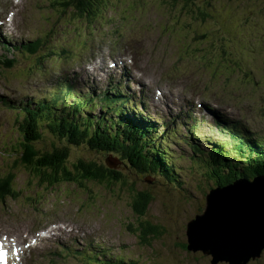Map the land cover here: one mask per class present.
Masks as SVG:
<instances>
[{
    "label": "rangeland",
    "instance_id": "obj_1",
    "mask_svg": "<svg viewBox=\"0 0 264 264\" xmlns=\"http://www.w3.org/2000/svg\"><path fill=\"white\" fill-rule=\"evenodd\" d=\"M49 1L19 0L13 3V0H0V20L4 21L0 25V42L9 45L8 49L0 47V54L15 58L12 67L0 65V127L6 122L12 135H18L19 142L20 133L14 127L17 110L5 107L6 101L17 105L31 98H49V85L60 76L72 78L77 90L96 94L105 89L111 80V75L104 80L101 74L106 68L107 57L123 55L131 60L127 68L117 67L107 71L119 77L122 96L130 97L137 103L140 92L148 91L152 96L155 87L162 91L163 86L166 88L158 103L147 102L145 114L155 121L156 127L164 120L175 124L172 128H175L176 134L164 141L169 136L170 128H160L155 132L159 134L155 141H162L172 151L174 166L180 172L182 183L180 186L174 183V186L168 188L156 183L154 191L156 188H164L170 193H163L171 195L160 200L155 195L148 208L149 216L139 218H150L161 230L158 237L150 238L148 244H141L137 234L131 231L136 217L125 199L128 198L127 191L102 186L103 189L95 187L89 193H83L75 191L73 187L41 186L23 170H16L19 154L16 146L11 155H6V161L0 164V173L14 168L16 186L21 188L22 196L17 200L9 199L4 205L0 204V228L25 234L27 228L50 222L59 223L61 226L54 228L49 236L41 238L32 250V254L38 253L39 264H46L50 257L58 264H86L76 252L82 253L79 246H88L94 236L102 241L110 254L121 257L123 261L134 258L140 264H210L209 255L201 251H187L183 249V244L187 241L186 223L205 206L206 193L215 186L218 174L205 169L202 162H190L186 157L182 160V156L178 155L191 154V141L206 150L217 145L215 140L223 138L211 127L214 126L211 117H217V114L213 110L196 106H192L196 113L207 111L205 116L210 125L201 120V126L197 127L199 136L188 135L189 130H193L192 127L188 128L191 122L189 113L197 96L205 97L228 122H238L250 128L251 133L262 134L263 137L258 140L264 141V0H211L223 6L225 15L220 12L222 22L196 29L211 35L215 43L208 47L211 52L224 50L227 56L239 62L244 68L242 71L236 70V66L219 67L215 59L206 65L200 56L201 49L192 50L194 56H189L180 38L165 27L167 19L157 13L165 14L160 10H152L156 0H143L147 8L152 10L148 13L142 10V14L124 16L121 11L114 10L120 4H109L91 21L81 17L79 19L83 20L72 19L70 22H67L70 18L67 13L62 14L57 21L56 16H50L54 12L48 5ZM239 1L258 2L259 7L250 5L235 13ZM228 7L231 11H228ZM246 9L252 11L244 13L242 10ZM11 12H14L12 17ZM176 27L175 24L173 29ZM60 28L78 29L82 34L74 37L64 33L58 38H48V29ZM24 37H42L48 44L40 54L29 58L17 54L10 47L19 45L20 39ZM88 44H92L88 58L84 60L70 55L74 57L73 62H67L62 70H59L60 62L54 56L48 57L61 48L82 50L88 48ZM96 58L100 60L99 65L93 62ZM40 62L46 66L43 71L28 69L32 63ZM85 63L92 65L91 69H85ZM72 66H77L80 72L72 75ZM108 97L106 95L103 98L104 103L118 107L117 99ZM100 108L102 106L96 104L92 110L104 113ZM94 112L89 115L92 116ZM85 115L87 113H80V116ZM49 140L53 138L46 136V142ZM15 145L14 139L4 141L0 138V153ZM154 146L158 147L159 144L155 143ZM75 152H79V146ZM109 163L115 164L113 160H109ZM139 184H142V180H139ZM96 247L84 253L88 260L104 254L99 244ZM56 252L61 254L56 255ZM249 264H264V251L259 261H251Z\"/></svg>",
    "mask_w": 264,
    "mask_h": 264
},
{
    "label": "trees",
    "instance_id": "obj_2",
    "mask_svg": "<svg viewBox=\"0 0 264 264\" xmlns=\"http://www.w3.org/2000/svg\"><path fill=\"white\" fill-rule=\"evenodd\" d=\"M109 4H120L118 9L114 10L121 11L124 16L142 14V10L147 13L160 10L165 15L156 13L167 19L165 27L180 38L189 56H194L192 50L201 49L200 56L206 65L215 59L219 67L236 66V70L244 69L237 60L227 56L224 50L211 52L208 47L215 45L211 35L196 30L222 22L220 12L225 15L223 6L214 4L211 0H156L152 10L147 8L143 0H52L49 7L54 13L50 16H56L57 21V18L67 13L70 15L67 22L81 17L91 21ZM250 5L259 7L258 2L239 1L234 12ZM227 9L231 11L229 7ZM242 11L248 13L252 10ZM175 24L177 27L173 29ZM64 33L77 37L82 31L69 28L47 30L48 38H58ZM262 54L264 58V48ZM51 118L53 121L37 125L26 116V120L21 123L20 131L23 137L20 135V138L23 143L22 148H18L16 170H23L41 186L73 187L75 191L83 193H89L95 187L103 189L102 186L125 190L128 192L126 202L136 217L135 226L131 231L137 234L141 244H148L150 238L158 237L161 234L160 226L154 224L150 218H139L149 216L148 208L155 195L158 199L171 195L164 188H156L154 191L156 183L168 188L174 186V182H178L179 186L182 182L177 179L178 173L176 174L174 165L166 164L158 156L154 145L145 148L139 142L137 134L141 131L136 129L135 123L138 119L134 114L127 111L115 112L109 121H106V117L89 119L80 116L78 112L56 113ZM45 133L52 135L59 143L50 141L49 147L38 146L44 142ZM254 138L245 140L249 149L247 155L252 158L249 162L239 159L235 162H223L221 159L206 162L208 169L218 174L215 185L232 183L237 176H246L250 181L255 180L254 175L264 176V141L257 138L255 143ZM78 146L79 152H75ZM253 146H256V149H252ZM109 160H113L115 164L110 165ZM241 164L244 169L239 168ZM14 177V172L10 171L5 186L0 191V198L19 196L20 193L12 187ZM139 180H142V184H139ZM183 249H186L185 244ZM107 264L140 263L132 258Z\"/></svg>",
    "mask_w": 264,
    "mask_h": 264
},
{
    "label": "water",
    "instance_id": "obj_3",
    "mask_svg": "<svg viewBox=\"0 0 264 264\" xmlns=\"http://www.w3.org/2000/svg\"><path fill=\"white\" fill-rule=\"evenodd\" d=\"M185 233L187 251L209 255L210 264L259 259L264 250V176L210 190L201 212L186 223Z\"/></svg>",
    "mask_w": 264,
    "mask_h": 264
},
{
    "label": "bare ground",
    "instance_id": "obj_4",
    "mask_svg": "<svg viewBox=\"0 0 264 264\" xmlns=\"http://www.w3.org/2000/svg\"><path fill=\"white\" fill-rule=\"evenodd\" d=\"M15 1H18V0H15ZM66 75V74H65ZM111 100V99H110ZM122 119V118H121ZM201 121V120H200ZM158 145V144H157ZM152 149V148H151ZM239 197H235L233 200H236V199H238ZM51 230V229H50ZM49 230V231H50Z\"/></svg>",
    "mask_w": 264,
    "mask_h": 264
},
{
    "label": "flooded vegetation",
    "instance_id": "obj_5",
    "mask_svg": "<svg viewBox=\"0 0 264 264\" xmlns=\"http://www.w3.org/2000/svg\"><path fill=\"white\" fill-rule=\"evenodd\" d=\"M264 251V250H263ZM263 253V252H262ZM262 255V254H261ZM261 259V257L257 260V261H259Z\"/></svg>",
    "mask_w": 264,
    "mask_h": 264
}]
</instances>
